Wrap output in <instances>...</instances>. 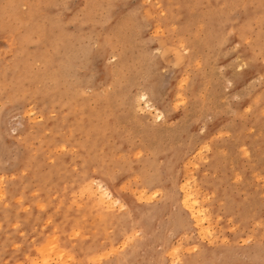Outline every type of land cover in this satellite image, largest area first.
I'll return each mask as SVG.
<instances>
[{
    "label": "rangeland",
    "instance_id": "374dc122",
    "mask_svg": "<svg viewBox=\"0 0 264 264\" xmlns=\"http://www.w3.org/2000/svg\"><path fill=\"white\" fill-rule=\"evenodd\" d=\"M0 188V264H264V0H0Z\"/></svg>",
    "mask_w": 264,
    "mask_h": 264
},
{
    "label": "bare ground",
    "instance_id": "6f19581e",
    "mask_svg": "<svg viewBox=\"0 0 264 264\" xmlns=\"http://www.w3.org/2000/svg\"><path fill=\"white\" fill-rule=\"evenodd\" d=\"M13 1V0H12ZM20 1V0H19ZM8 2H10V1H8ZM114 61V60H113ZM116 70V69H115ZM150 91L149 90H143V91H141L140 93H139V95H137V97L139 96V102H135V103H138V105L140 104V103H144V109H145V112L146 111H150V113L152 114V111L157 107L156 105H155V103L153 102V100L151 99V97H150ZM154 98V97H153ZM136 100V99H135ZM134 100V101H135ZM137 101V100H136ZM137 105V106H138ZM146 106V107H145ZM139 107H141L140 105H139ZM142 109V108H141ZM143 109V110H144ZM156 111V110H155ZM159 111V110H158ZM162 115V114H161ZM154 117V116H153ZM162 117V116H161ZM163 118V117H162ZM88 138V137H87ZM188 174V173H187ZM187 181V180H186ZM189 181V180H188ZM187 181V182H188ZM189 183V182H188ZM92 184V183H91ZM94 184V183H93ZM100 184V183H99ZM183 185V184H182ZM89 186H90V184H89ZM87 187V186H86ZM91 187V186H90ZM187 187H188V189H189V186H188V184H187ZM1 189V188H0ZM108 190H109V188H108ZM183 190V189H182ZM185 190V189H184ZM183 190V191H184ZM190 190V189H189ZM89 191H91V190H89ZM157 191V190H156ZM106 192H108L107 190H106ZM143 192V191H142ZM142 192H139V193H142ZM192 193V194H191ZM191 193L190 192H188L187 190H186V193L184 192V194H185V204L188 206V208H189V210H190V213H191V215L193 216V218L196 220V222L198 223V224H200L202 221H203V215L205 214V211H204V214H203V211H202V209H201V207L200 206H202V204L198 207V201L199 200H197V197L195 198V197H193L195 194L196 195H199L198 193H195L194 195H193V192L191 191ZM109 193H107V195H108ZM145 194V193H144ZM152 194V193H151ZM154 194V193H153ZM106 195V196H107ZM149 195V194H148ZM2 196H3V194H2ZM149 197V196H148ZM139 198V197H138ZM144 198H146V197H144ZM142 200V199H141ZM111 201V200H110ZM143 201V200H142ZM200 201H201V199H200ZM199 201V202H200ZM184 203V202H183ZM183 203H182V206H183ZM111 204V203H110ZM113 204V203H112ZM113 206V205H112ZM203 207V206H202ZM110 208V207H109ZM184 208V207H183ZM111 209V208H110ZM188 210V211H189ZM65 214V213H64ZM209 214V213H208ZM8 216V215H7ZM64 216V215H63ZM205 216H206V214H205ZM207 218H209L208 216H206ZM205 217V218H206ZM207 218H206V220L205 221H207ZM71 219V218H70ZM77 220V219H76ZM210 219H208V221H209ZM98 221V220H97ZM204 221V222H205ZM207 221V222H208ZM206 222V223H207ZM209 223H210V225H211V222L209 221ZM197 224V225H198ZM202 224H204V223H202ZM198 225V226H202L203 227V225ZM77 225V224H76ZM56 227V226H55ZM212 227V226H211ZM204 228V227H203ZM202 228V229H203ZM208 228H210V227H208ZM65 229V228H64ZM74 229V228H73ZM73 229H72V231H73ZM201 227H199V230H200V232H201ZM205 229L206 228H204V232H207V231H205ZM56 230H57V227H56ZM211 230V229H210ZM209 230V233H211V231ZM198 232V231H197ZM50 235H51V233H49ZM71 234V233H70ZM201 234H203V233H200V235ZM59 235H62V233L61 234H59ZM67 235V234H66ZM101 235V234H100ZM109 235V234H108ZM121 235V234H120ZM204 235H205V233H204ZM207 235H208V233H207ZM212 235V234H211ZM48 236V235H47ZM107 236V235H106ZM113 236V235H112ZM213 236V235H212ZM52 237V236H51ZM72 237V236H71ZM123 237V236H122ZM208 237H210V239H211V236H209L208 235ZM207 237V238H208ZM78 238H80V236L78 237ZM51 239V238H50ZM54 239V238H53ZM105 239V238H104ZM126 239V238H125ZM9 240V239H8ZM52 240V239H51ZM12 241V240H11ZM55 242V241H54ZM58 242V241H57ZM108 242H110V241H108ZM37 243V242H36ZM41 243V242H40ZM56 243V242H55ZM97 243V242H96ZM102 243V242H101ZM38 244V243H37ZM48 244V243H47ZM50 244V243H49ZM58 244V243H57ZM56 244V245H57ZM60 244V243H59ZM74 244V243H73ZM71 245V244H70ZM121 245H122V243H121ZM43 246V245H42ZM51 246H53V245H51ZM107 246V245H106ZM111 246V245H110ZM109 246V247H110ZM49 247V246H48ZM118 247V246H117ZM37 248V247H36ZM44 248V247H43ZM47 248V247H46ZM101 248V247H100ZM106 248V247H105ZM30 249V248H29ZM34 249V248H33ZM50 249H52V248H50ZM57 250L58 249V246H55L54 247V250ZM62 248H60V250H61ZM84 249V248H83ZM107 249V248H106ZM111 249V248H110ZM119 249V248H118ZM32 250V249H31ZM109 250V249H108ZM113 250V249H112ZM38 251V250H37ZM43 252H46V251H44V250H42ZM62 251V250H61ZM61 251H57V252H59L60 253V256L62 255L61 254ZM95 251V250H94ZM99 252V251H98ZM176 252V251H175ZM40 253V252H39ZM56 253V252H55ZM69 253V252H68ZM81 253V252H80ZM179 253V252H178ZM46 254V253H45ZM112 254V253H111ZM116 254H118V253H116ZM120 254V253H119ZM52 255V254H51ZM79 255V254H78ZM174 256V255H173ZM2 257H4V256H2ZM46 257V256H45ZM48 257H49V254H48ZM51 257V256H50ZM54 257V256H53ZM81 257V256H80ZM172 257V256H171ZM26 258V257H25ZM36 258H37V256H36ZM36 258H34V259H36ZM39 259V258H38ZM47 259V258H46ZM46 259H44V260H46ZM59 259V258H58ZM43 260V261H44ZM52 260V259H51ZM56 260V259H55ZM2 261V260H1ZM30 261V260H29ZM35 261V260H34ZM36 261L38 262V260L36 259ZM39 261H40V259H39ZM32 262H33V260H32ZM57 262V261H56ZM49 263H51V262H49ZM172 263V262H171ZM35 264H38V263H35Z\"/></svg>",
    "mask_w": 264,
    "mask_h": 264
}]
</instances>
